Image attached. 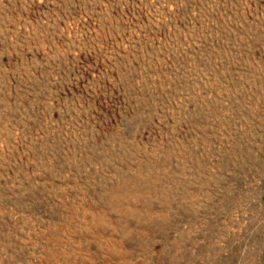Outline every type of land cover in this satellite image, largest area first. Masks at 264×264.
I'll return each mask as SVG.
<instances>
[{
  "label": "rangeland",
  "instance_id": "1",
  "mask_svg": "<svg viewBox=\"0 0 264 264\" xmlns=\"http://www.w3.org/2000/svg\"><path fill=\"white\" fill-rule=\"evenodd\" d=\"M0 264H264V0H0Z\"/></svg>",
  "mask_w": 264,
  "mask_h": 264
}]
</instances>
